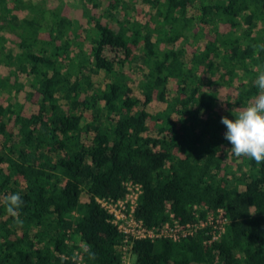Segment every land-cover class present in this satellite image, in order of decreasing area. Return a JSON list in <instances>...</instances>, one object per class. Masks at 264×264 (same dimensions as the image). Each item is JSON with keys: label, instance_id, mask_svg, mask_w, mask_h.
<instances>
[{"label": "trees", "instance_id": "1", "mask_svg": "<svg viewBox=\"0 0 264 264\" xmlns=\"http://www.w3.org/2000/svg\"><path fill=\"white\" fill-rule=\"evenodd\" d=\"M79 1L0 0V264H121L98 199L128 183L149 229L169 211L227 218L216 241H136V264H264V164L230 153L221 123L258 93L264 0H143L144 23L113 18L122 0Z\"/></svg>", "mask_w": 264, "mask_h": 264}, {"label": "built area", "instance_id": "2", "mask_svg": "<svg viewBox=\"0 0 264 264\" xmlns=\"http://www.w3.org/2000/svg\"><path fill=\"white\" fill-rule=\"evenodd\" d=\"M142 194V186L128 183L127 195L123 200L98 199V202L113 216V224L124 236V244L121 247V264H136V257L133 253L134 244L144 239H166L175 243L182 242L188 238L204 233L210 236L212 241L218 240L226 232V212L220 209L217 214L209 215L207 218L183 226L174 219V214L169 211V223L161 229H149L143 221L137 219L136 210L138 201ZM170 210V208H169ZM84 264V263H83Z\"/></svg>", "mask_w": 264, "mask_h": 264}, {"label": "clouds", "instance_id": "3", "mask_svg": "<svg viewBox=\"0 0 264 264\" xmlns=\"http://www.w3.org/2000/svg\"><path fill=\"white\" fill-rule=\"evenodd\" d=\"M258 93L243 108L234 109V120L221 118L226 126L225 139L232 145L230 153L237 158H248L257 165L264 164V71L254 80ZM5 213L19 222L24 201L19 193L4 197ZM94 259V254L90 253Z\"/></svg>", "mask_w": 264, "mask_h": 264}, {"label": "rangeland", "instance_id": "4", "mask_svg": "<svg viewBox=\"0 0 264 264\" xmlns=\"http://www.w3.org/2000/svg\"><path fill=\"white\" fill-rule=\"evenodd\" d=\"M79 1V0H76ZM80 4H82V2L79 1ZM79 4V6H80ZM151 8L148 4H146L145 2H143V0H122L121 3V10L120 11H116L113 13V18H120V17H126L128 19L129 22L133 23V22H139V23H144L146 22V20L148 19V15L149 13H151ZM100 12H102V9H100ZM12 36V32L10 30L7 31L6 33V37L8 39H10ZM134 71L138 72L137 70H140V64L136 63L135 66L133 67ZM7 73V69L0 65V74L2 73ZM26 75L25 74H21L20 75V79L21 81L26 80ZM94 81L96 83H99L101 85H104L106 83V78L104 75H99L94 77ZM1 94V93H0ZM165 109V106L159 102H154L149 106V112L152 114H156L162 110ZM232 111L229 112L227 111L225 114L228 116V118L234 120L235 117L232 115ZM234 114V113H233ZM198 128L202 129L203 128V122H199L198 124ZM14 143H19V141H15ZM245 172V170H244Z\"/></svg>", "mask_w": 264, "mask_h": 264}]
</instances>
